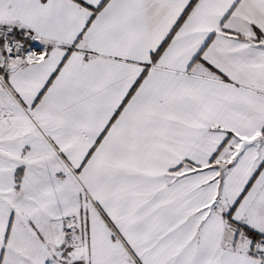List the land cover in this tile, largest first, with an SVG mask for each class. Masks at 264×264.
Wrapping results in <instances>:
<instances>
[{
	"label": "snow or ice",
	"instance_id": "snow-or-ice-1",
	"mask_svg": "<svg viewBox=\"0 0 264 264\" xmlns=\"http://www.w3.org/2000/svg\"><path fill=\"white\" fill-rule=\"evenodd\" d=\"M0 264H264V0H0Z\"/></svg>",
	"mask_w": 264,
	"mask_h": 264
}]
</instances>
